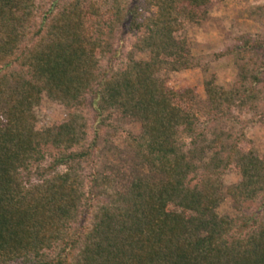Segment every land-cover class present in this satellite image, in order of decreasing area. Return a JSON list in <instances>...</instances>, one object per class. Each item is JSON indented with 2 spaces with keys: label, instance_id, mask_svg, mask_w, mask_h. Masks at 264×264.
I'll return each instance as SVG.
<instances>
[{
  "label": "trees",
  "instance_id": "obj_1",
  "mask_svg": "<svg viewBox=\"0 0 264 264\" xmlns=\"http://www.w3.org/2000/svg\"><path fill=\"white\" fill-rule=\"evenodd\" d=\"M211 4L0 0V264H264V154L243 126L201 127L193 90L159 77L190 68L186 25ZM125 33L133 36L125 62L103 67ZM262 50L264 36L230 51L237 79L229 88L205 81L207 113L235 106L264 123ZM43 95L71 110L37 130ZM86 104L96 115L91 139ZM107 120L140 124L123 136L128 172L90 161L110 147L99 135ZM47 146L59 151L52 166L65 170L35 179ZM230 173L240 179L225 187ZM225 196L239 215L218 213ZM247 202L260 211L248 216Z\"/></svg>",
  "mask_w": 264,
  "mask_h": 264
},
{
  "label": "rangeland",
  "instance_id": "obj_2",
  "mask_svg": "<svg viewBox=\"0 0 264 264\" xmlns=\"http://www.w3.org/2000/svg\"><path fill=\"white\" fill-rule=\"evenodd\" d=\"M36 2H46L51 0H35ZM186 36L188 48L191 55L190 68L179 71L164 70L159 73L166 86L171 89L180 90L190 88L196 95L195 112L198 123L204 128H222L231 132H237L242 126L247 138L253 141L256 151L264 154V123L260 121L259 114L255 112L240 111L238 107H233L231 112L223 115L207 113L208 102L204 92V83L213 79L215 83L229 88L237 79L238 65L232 53L244 40L260 39L264 36V0H212L207 17L200 23H190L186 25ZM133 36L130 33L120 35L115 43L116 52L103 62V67L109 64L116 67L125 62L126 53L132 50ZM262 50L261 55H264ZM136 58H147L146 53H135ZM260 83L258 88L262 90L264 98V68L259 73ZM261 109L264 108V99L261 100ZM70 108L57 103L43 95L40 102L34 107L36 116V129L41 130L64 120ZM83 113L88 119V136L93 137V125L96 117L90 105L83 107ZM110 126H103L99 135H104L108 140L107 147L97 155H92L90 161L97 164L100 169L110 167L114 170L119 168L122 171H129L132 158L129 150L123 142L126 133L138 134L140 124L134 120H123L119 123L107 120ZM102 138L99 137L101 142ZM104 141L102 142V144ZM102 146L99 144V147ZM44 159L39 163H33L31 172L33 178L37 179L39 173L45 175L53 171H63L64 166L53 167L54 158L59 155V151L47 146L43 149ZM84 172L89 171L87 163H83ZM240 177L235 173L226 174L223 177L225 187L236 183ZM244 210L248 216H254L260 211L257 202H247ZM220 215H239L233 201L225 196L218 209ZM241 230V229H240ZM247 228L240 231L243 234Z\"/></svg>",
  "mask_w": 264,
  "mask_h": 264
}]
</instances>
